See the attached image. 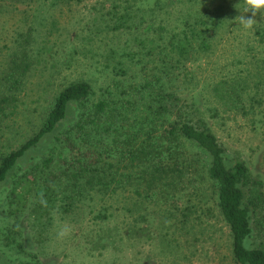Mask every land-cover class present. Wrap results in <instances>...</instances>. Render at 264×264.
<instances>
[{"label":"rangeland","instance_id":"obj_1","mask_svg":"<svg viewBox=\"0 0 264 264\" xmlns=\"http://www.w3.org/2000/svg\"><path fill=\"white\" fill-rule=\"evenodd\" d=\"M216 6L220 10L215 11ZM119 15L142 29L151 22L166 27L160 40L153 36L152 41L144 39L145 44L165 43L168 31L178 29L183 21H218L207 32L211 47L206 56L198 54L187 64L194 76L183 83L180 93L187 103H201L227 155L245 159L264 180V9L253 17V28L246 30L237 22L239 15H252L243 12V0H0V69L10 57L19 60L26 55L29 61L20 89L14 93L16 111L0 124V150L14 148L36 129L50 98L68 81L85 78L97 91L119 77L116 61L127 64L129 58H136V51L148 56L143 53L148 45L141 46L139 38H134L142 36L141 31L111 28ZM218 66L229 80L240 76L243 104L248 106L246 118L231 121L209 116V82L219 75ZM189 115L193 117V112ZM54 146L53 140L44 139L33 158L19 162L12 173H19ZM51 168L53 172L59 169L55 162ZM200 170L204 173V161ZM63 182L54 187V198L44 201L42 211L33 210L30 198L16 217L13 239L24 251L35 252L40 264H237L232 261L228 229L216 212L215 193L208 183L203 209L197 206L181 226L172 217L161 216L151 203L136 206L126 192L106 195L95 187L80 188L70 211L64 212ZM10 186L11 178L0 184L2 260L26 257L5 238L6 227L14 221L6 214ZM176 204L188 203L182 198ZM62 223L70 224L72 232L60 240L55 231Z\"/></svg>","mask_w":264,"mask_h":264},{"label":"trees","instance_id":"obj_2","mask_svg":"<svg viewBox=\"0 0 264 264\" xmlns=\"http://www.w3.org/2000/svg\"><path fill=\"white\" fill-rule=\"evenodd\" d=\"M121 17L125 16L119 15L111 28L141 31L142 36L134 38H139V45H148L143 52L148 56L136 51V58H129L127 64L116 61L119 77L97 91L85 78L68 81L50 98L36 129L14 148L0 150V184L11 178L6 214L14 220L6 227L5 238L17 251H24L12 237L16 217L30 198L33 210L42 211L44 201L53 200L60 180L64 181V212L70 211L80 188L95 187L106 195L126 192L136 206L151 203L161 216L172 217L181 226L197 206L203 209L208 183L215 193L216 212L228 229L232 261L264 264V180L245 159L227 155L201 103H187L180 93L183 83L194 76L187 64L198 54L206 56L211 47L207 32L218 21H183L178 29L168 31L165 43L145 44L143 40L152 41L153 36L160 40L166 27L151 22L142 29ZM26 59V55L19 60L10 57L0 69V124L16 111L14 93L27 74ZM217 69L219 75L209 82V116L231 121L246 118L248 106L243 104L240 76L229 80L222 66ZM44 139L53 140L56 148L12 173L19 162L33 158ZM203 161L204 173L199 172ZM54 162L59 168L56 172L51 168ZM182 198L187 205L176 204ZM24 252L25 258L1 257L0 264H40L35 252Z\"/></svg>","mask_w":264,"mask_h":264},{"label":"clouds","instance_id":"obj_3","mask_svg":"<svg viewBox=\"0 0 264 264\" xmlns=\"http://www.w3.org/2000/svg\"><path fill=\"white\" fill-rule=\"evenodd\" d=\"M264 9V0H243V12H251V16L245 18L243 15L235 17V20L246 30L252 29L256 20L253 18L258 12ZM43 202V201H42ZM72 232V226L67 223H62L57 225L55 236L57 239H64L69 236Z\"/></svg>","mask_w":264,"mask_h":264}]
</instances>
